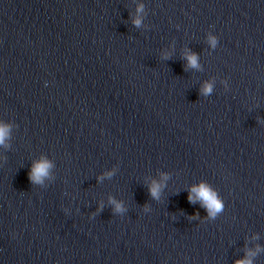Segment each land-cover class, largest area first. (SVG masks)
Listing matches in <instances>:
<instances>
[{
    "label": "water",
    "instance_id": "95a60500",
    "mask_svg": "<svg viewBox=\"0 0 264 264\" xmlns=\"http://www.w3.org/2000/svg\"><path fill=\"white\" fill-rule=\"evenodd\" d=\"M0 121V264H264V0H0Z\"/></svg>",
    "mask_w": 264,
    "mask_h": 264
},
{
    "label": "clouds",
    "instance_id": "9594fccd",
    "mask_svg": "<svg viewBox=\"0 0 264 264\" xmlns=\"http://www.w3.org/2000/svg\"><path fill=\"white\" fill-rule=\"evenodd\" d=\"M142 10V5L137 7V12L139 13ZM133 23L136 25L140 24V18L137 16L133 20ZM208 43L210 47H215L217 43V38L214 35L208 36ZM186 60L188 65L191 67L197 66L198 57L195 53H188L186 55ZM202 94H209L211 92V84L205 82L202 89ZM10 134V125L6 122L0 121V145H4L7 138ZM52 167V162L46 157H41L40 159L33 161L29 167L28 179L32 183H41L43 178L49 175V170ZM106 175H111V172L106 173ZM166 178V176L164 177ZM162 187V183L152 180L149 185V193L153 198H157ZM188 200L190 203L199 200L201 206L205 208L209 217H215V215L223 209V201L220 199L216 191L206 182L201 181L196 185L191 186L189 189ZM113 203L115 210L117 212L123 211L121 204L117 201H111ZM254 253H249L248 256L253 255ZM235 264H251L249 258L235 261Z\"/></svg>",
    "mask_w": 264,
    "mask_h": 264
}]
</instances>
